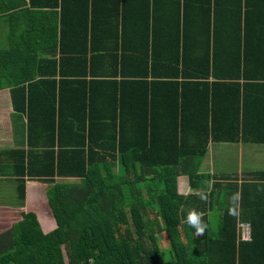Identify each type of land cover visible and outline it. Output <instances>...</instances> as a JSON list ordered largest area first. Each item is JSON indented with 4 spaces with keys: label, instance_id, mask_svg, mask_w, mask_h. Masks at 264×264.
I'll return each mask as SVG.
<instances>
[{
    "label": "trees",
    "instance_id": "trees-1",
    "mask_svg": "<svg viewBox=\"0 0 264 264\" xmlns=\"http://www.w3.org/2000/svg\"><path fill=\"white\" fill-rule=\"evenodd\" d=\"M26 2L0 5L7 24L0 88L27 121V149L10 152H20L15 172L21 182L25 175L46 183L56 226L44 232L36 213L23 211L0 232V264H264V183L229 189L197 169L208 139L235 141L247 113L264 125V95L247 91L264 86V0H168L162 9L156 0ZM191 3L194 14L215 20L212 32L207 22L199 27L200 41L180 33ZM26 14L42 23H19ZM127 15L145 20V34L124 33ZM149 17L172 19L175 35L150 36ZM218 17L231 39L214 33ZM157 84L166 85L163 114L170 111L162 134ZM177 174L186 178L185 195L176 191ZM253 174L264 179V170ZM237 190L249 240L237 237V216L224 201ZM197 191L209 194L207 203ZM217 195L213 228L207 211ZM192 209L204 213L203 236L185 223Z\"/></svg>",
    "mask_w": 264,
    "mask_h": 264
},
{
    "label": "crops",
    "instance_id": "crops-1",
    "mask_svg": "<svg viewBox=\"0 0 264 264\" xmlns=\"http://www.w3.org/2000/svg\"><path fill=\"white\" fill-rule=\"evenodd\" d=\"M18 0H15V2ZM26 2V0H24ZM219 1V0H217ZM2 3V0H0V5ZM169 4L168 0H156L157 9L164 8V5ZM193 4L191 3L188 5V9L186 10V22L184 25V32L181 27L182 24H179L180 27V33L181 36L184 35L185 38L189 41H200L202 40V33L199 29L200 26L204 22H207L208 29L212 32V27H214L215 20L208 18V21L204 18H201V16H197L193 12ZM27 6V2L25 4ZM0 8V44L5 40L6 34H7V24L6 21V13L2 14ZM125 21H127V25L125 26L123 24L122 30L124 33H126L128 36H132L134 38V35L137 34L139 36L140 34H145V27L146 23L143 18L135 17L133 15H127ZM105 18H107L105 16ZM102 19V18H101ZM217 22L215 23V29L214 33L222 34L225 36V34L228 36V39H231V28L227 25H224L221 28L222 22L220 21L221 17L216 18ZM45 23L49 24L53 22L52 15L46 14L45 18L43 19ZM148 28H149V34L151 36L152 30L154 37L158 38L159 40L162 38H169L173 37L175 35L176 31V24L174 22L173 27V20L167 17H149L148 18ZM200 20V21H199ZM111 21H113L111 19ZM203 21V22H201ZM18 22L26 24L29 22V14H26L25 16H19L18 15ZM66 22V21H64ZM114 22V21H113ZM30 24H36L40 25L39 23H42L41 19H38L37 17H34L33 20H30ZM27 25V24H26ZM99 30V29H98ZM97 30V32H98ZM118 30H120V25H118ZM147 31V30H146ZM111 32L114 33V27L111 29ZM33 37H39L41 38L42 33L41 32H32ZM35 33H38L35 35ZM164 49H167L166 44L163 45ZM190 47V46H189ZM165 51V50H164ZM47 55V52H45ZM58 53L56 54L57 57ZM159 69V67H158ZM158 71V70H157ZM58 78V76H56ZM211 77L208 78L210 80ZM252 83H257L260 81H251ZM50 84V83H49ZM157 92L156 97L154 96V102L153 104L156 105V109L161 115V118L157 117L158 120L161 121V126L158 128V131L160 134H162L164 128L165 132L168 130L169 126L166 125L168 120V115H170V111L168 115L166 114V111L163 114V106H164V95L163 92L166 89V85L164 84H157ZM173 89V86L170 88V90ZM250 89H253L254 91H257L259 95H264V86L261 87V83L249 85L247 91L249 94H252ZM226 87H223V92H226ZM155 95V93H154ZM156 103V104H155ZM224 99H223V107H225ZM247 104V111H250V103L245 102V106ZM155 112L156 116L158 115ZM171 117V116H170ZM223 122L227 121V117L221 118ZM259 118H254L252 115L245 116L244 118V132L242 130L239 132V137L235 141H213L211 139H208L206 144V151L201 157L200 163L197 166L198 172H205L208 174H215V177L219 179V182L221 185L220 187L227 185V183H235L236 186L240 184V182H263L264 179H260L253 173H256L257 171L264 170V140L261 141H250L246 137L257 136L261 137V139L264 137V125H261L258 122ZM261 120V119H259ZM17 121V122H16ZM262 121V120H261ZM263 122V121H262ZM19 124V125H18ZM168 127V128H167ZM224 128H228V124L224 125ZM192 129V128H191ZM189 130L187 132V135H191L193 133V129ZM156 131V130H155ZM154 131V132H155ZM242 133V134H241ZM21 149H27V121L26 116L21 113H16L13 110L11 99H10V93L8 88H0V198H7L5 201L0 202V232L3 230L9 228L16 220L21 218V213L32 211L36 213L38 220L40 222L41 228L44 232H48L52 230L55 226V220L52 216L51 208H49L46 200V196L44 193L46 183L42 182L38 179L30 178L27 176H23V182H21L19 179L20 177L17 176L16 170L17 168L15 165L19 163V153L17 152L15 155H11V151L21 150ZM236 151L237 160L240 155L242 154V151H250L253 155H247L250 158L247 159L246 165L242 163V161H238V165L236 167V170L234 172H228L225 168L222 167V164L225 160V157L233 152ZM218 165L217 167L219 169L214 170V166ZM119 166V161L117 160V166ZM243 166H245L243 168ZM19 167V166H18ZM19 170V168H18ZM222 175V176H220ZM255 176V177H254ZM230 180V181H229ZM72 179H68L66 182H71ZM208 183V181H207ZM23 185V197L21 198V187ZM175 187L176 191L179 193H182V195H185L189 192L187 185H186V178L183 174H177L175 175ZM227 188L229 186L227 185ZM230 189V188H229ZM218 190V195H220ZM218 195L214 198V205L212 208H210L209 211H207V216H210V213L213 209L216 210V213L218 212L219 205L217 202ZM229 201V198L225 197L224 201ZM260 205H256L255 209L258 211L260 209ZM239 223H247L249 225V232H250V224L248 220H244L240 217V215L237 216L236 222H235V229L237 232L238 237V231H239ZM239 238V237H238ZM241 240V239H239ZM249 240V239H248ZM164 244V243H163Z\"/></svg>",
    "mask_w": 264,
    "mask_h": 264
},
{
    "label": "clouds",
    "instance_id": "clouds-1",
    "mask_svg": "<svg viewBox=\"0 0 264 264\" xmlns=\"http://www.w3.org/2000/svg\"><path fill=\"white\" fill-rule=\"evenodd\" d=\"M196 195L198 198L204 202H208L209 194L205 191H197ZM242 199V194L239 190L233 192L229 197V209L228 213L232 216L239 215L240 201ZM204 213L197 211L195 209L189 210L187 212L185 223L189 225L194 230V236H203L206 229L208 228L207 222L203 219Z\"/></svg>",
    "mask_w": 264,
    "mask_h": 264
},
{
    "label": "rangeland",
    "instance_id": "rangeland-1",
    "mask_svg": "<svg viewBox=\"0 0 264 264\" xmlns=\"http://www.w3.org/2000/svg\"><path fill=\"white\" fill-rule=\"evenodd\" d=\"M17 122V121H16ZM19 125V124H18ZM247 155H253L250 151H242V154L240 153L239 157H238V160H237V156H236V151H233L231 153H229L226 157H225V160L222 164V167L225 168L228 172H234L236 170V167H237V163L238 161H242L243 164L246 163L247 159L250 158L249 156ZM246 165V164H245ZM218 165H215L214 166V170H217L219 169L217 167ZM245 166H243L244 168ZM66 181H68V179H66ZM1 199L2 201H5L7 198H0V202H1ZM210 223L212 224L213 228H214V225L216 224L217 222V213H216V210L213 209L210 213ZM159 237L161 239V243H164L166 242V238L165 236L163 235V233H159Z\"/></svg>",
    "mask_w": 264,
    "mask_h": 264
},
{
    "label": "built area",
    "instance_id": "built-area-1",
    "mask_svg": "<svg viewBox=\"0 0 264 264\" xmlns=\"http://www.w3.org/2000/svg\"><path fill=\"white\" fill-rule=\"evenodd\" d=\"M239 231L238 237L241 240H248L249 239V225L247 223H239Z\"/></svg>",
    "mask_w": 264,
    "mask_h": 264
}]
</instances>
